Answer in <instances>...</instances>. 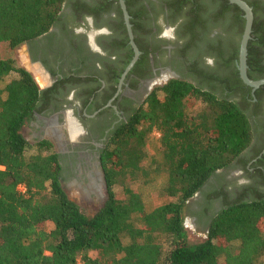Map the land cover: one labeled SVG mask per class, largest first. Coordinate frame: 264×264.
Returning <instances> with one entry per match:
<instances>
[{
  "label": "trees",
  "instance_id": "trees-1",
  "mask_svg": "<svg viewBox=\"0 0 264 264\" xmlns=\"http://www.w3.org/2000/svg\"><path fill=\"white\" fill-rule=\"evenodd\" d=\"M66 1L0 0V44L16 48L46 33ZM210 4L218 17L226 16L225 46L238 57L244 11L229 0ZM211 50L231 68V79H220L226 93L181 78L157 87L109 138L102 156L108 197L93 213L67 194L59 153L49 140L27 152L33 145L23 126L39 111L41 90L26 67L0 53V264H263L264 192L246 196L248 186L233 198L226 193L217 209L218 192L208 195L196 212L210 213L206 238L191 241L185 224L189 200L217 170L238 161L245 167L249 159L242 154L255 136L256 113L248 112L252 87L224 57L223 45H211ZM263 51L264 31L255 17L247 58L252 79L264 77ZM205 75L203 82L217 79ZM263 88L256 90V98ZM154 131L160 133V156L145 162ZM161 175L167 199L148 209L132 183L149 184ZM19 184L26 190L20 191Z\"/></svg>",
  "mask_w": 264,
  "mask_h": 264
},
{
  "label": "flooded vegetation",
  "instance_id": "flooded-vegetation-1",
  "mask_svg": "<svg viewBox=\"0 0 264 264\" xmlns=\"http://www.w3.org/2000/svg\"><path fill=\"white\" fill-rule=\"evenodd\" d=\"M208 1L124 0L132 38L121 0H67L49 31L21 44L28 70L41 90L40 109L23 131L32 136L25 135L34 146L43 140L52 143L59 153L64 188L72 183L87 190L94 179V185L100 186L99 194L92 191L98 195L94 204L99 203L107 142L157 87L181 78L206 89L214 85L218 94L226 93L219 87L220 79H231V68L222 64L223 58L212 52L211 45H223L224 57L236 66L238 57L225 46L226 16L218 17V9H211ZM246 1L263 32V0ZM233 13H228L230 18ZM261 56L264 65V51ZM209 73L217 79L203 82L201 74ZM256 90H251L253 103L248 107L249 113H256L255 136L242 154L249 160L245 167L238 161L211 177L218 176L208 192H218L215 209L221 207L226 193L233 198L248 186L251 191L246 196L264 192V148L254 155L264 145V88L259 98Z\"/></svg>",
  "mask_w": 264,
  "mask_h": 264
},
{
  "label": "rangeland",
  "instance_id": "rangeland-1",
  "mask_svg": "<svg viewBox=\"0 0 264 264\" xmlns=\"http://www.w3.org/2000/svg\"><path fill=\"white\" fill-rule=\"evenodd\" d=\"M0 53L4 57H14L16 62L20 65H23L27 69H29L25 55V47L21 45V47L11 48L6 42H2L0 44ZM159 131H154L150 134L146 146V150L148 153V157L146 158L145 162L150 160V156H160V146H159ZM23 133L28 137L32 138L31 135ZM36 150V146H31L28 149V153H32ZM165 177L164 175L156 177L151 183L146 184L141 180L132 183V186L135 187L138 191H140L145 199L146 206L148 209L153 208L155 205L164 202L167 199V195L162 191V184ZM218 176L213 177L210 181L204 186V188L199 191L193 198H191L188 202V213L187 218L185 221L188 235L191 241H197L203 238H206L208 227L207 221L209 220L210 213L201 216L199 213L196 212L200 210L207 204L206 199L208 198L209 188L216 184V180ZM120 186H115L116 191H120ZM67 194L74 199L79 205L86 210L88 213L95 212L98 208H100L105 200H106V189L102 184L101 193L102 199H99V203L95 205L94 203L98 200V195L100 192L97 191L95 193L87 192L85 188H81L76 184L70 183V187H65ZM195 211V212H194ZM52 227L51 222L46 223V228L50 229ZM223 260V258H222ZM262 261L264 264V256L262 257Z\"/></svg>",
  "mask_w": 264,
  "mask_h": 264
},
{
  "label": "water",
  "instance_id": "water-1",
  "mask_svg": "<svg viewBox=\"0 0 264 264\" xmlns=\"http://www.w3.org/2000/svg\"><path fill=\"white\" fill-rule=\"evenodd\" d=\"M229 1L237 4L240 8H242L244 10V17H245L246 21H245L244 31L242 33V36L240 39V44H239V54H238L237 67H238L240 77L242 78V80L247 85L251 86L252 90L254 91L257 88H259L261 85H264V77H261L258 79H252L248 75V63H247L248 42H249L250 38L252 37L254 12H253L252 7L249 5V3L246 0H229ZM121 4H122V7L124 9L125 18L127 20L128 26H129L130 35L133 38V33L131 30V24L129 22V14H128V11L126 10L124 0H121ZM132 43L135 47L136 53L138 54L139 49L137 48L133 39H132ZM262 152H264V149ZM102 175H104V173ZM103 183L105 185V188L107 189V183H106L105 179L103 180Z\"/></svg>",
  "mask_w": 264,
  "mask_h": 264
},
{
  "label": "bare ground",
  "instance_id": "bare-ground-1",
  "mask_svg": "<svg viewBox=\"0 0 264 264\" xmlns=\"http://www.w3.org/2000/svg\"><path fill=\"white\" fill-rule=\"evenodd\" d=\"M73 127V126H72ZM94 180V179H93ZM91 181L89 184H88V189L86 190L87 192H91V191H93V192H97V191H99L100 190V186H99V188L98 187H96V185H94V182L95 181Z\"/></svg>",
  "mask_w": 264,
  "mask_h": 264
},
{
  "label": "built area",
  "instance_id": "built-area-1",
  "mask_svg": "<svg viewBox=\"0 0 264 264\" xmlns=\"http://www.w3.org/2000/svg\"><path fill=\"white\" fill-rule=\"evenodd\" d=\"M158 134L160 135L159 132H158ZM0 167H1V166H0ZM18 189H19L20 191H25V190H26V187H25L24 184H19V185H18ZM77 264H84V262H82V261H78Z\"/></svg>",
  "mask_w": 264,
  "mask_h": 264
}]
</instances>
